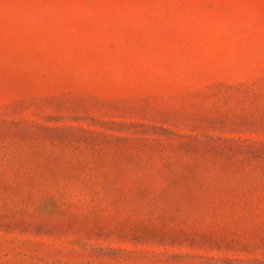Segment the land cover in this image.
Returning <instances> with one entry per match:
<instances>
[{"label":"rangeland","instance_id":"1","mask_svg":"<svg viewBox=\"0 0 264 264\" xmlns=\"http://www.w3.org/2000/svg\"><path fill=\"white\" fill-rule=\"evenodd\" d=\"M0 264H264V0H0Z\"/></svg>","mask_w":264,"mask_h":264}]
</instances>
